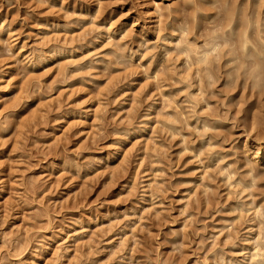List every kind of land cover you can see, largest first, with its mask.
<instances>
[{
    "label": "rangeland",
    "instance_id": "obj_1",
    "mask_svg": "<svg viewBox=\"0 0 264 264\" xmlns=\"http://www.w3.org/2000/svg\"><path fill=\"white\" fill-rule=\"evenodd\" d=\"M183 3L0 0V264H214L221 253L244 254L253 209L231 206L237 195L264 205V165L251 188L238 192L235 181L250 176L240 146L264 98L220 78L203 89L209 106L202 99L195 108L221 117L214 128H164L189 109L185 94L198 85L187 77L190 89L179 91L183 55L160 35L173 15L192 11ZM104 17L117 28L112 38L98 23ZM119 45L133 58H117ZM203 136L198 156L183 148ZM213 150L219 162L208 158ZM228 221L243 243L223 242Z\"/></svg>",
    "mask_w": 264,
    "mask_h": 264
},
{
    "label": "bare ground",
    "instance_id": "obj_2",
    "mask_svg": "<svg viewBox=\"0 0 264 264\" xmlns=\"http://www.w3.org/2000/svg\"><path fill=\"white\" fill-rule=\"evenodd\" d=\"M164 1H168V0H164ZM191 1L192 0H184L183 4H186L187 6H189L188 8H190V5H192L191 6L192 11L189 10L190 13L186 16L183 15L184 17H182L181 19L176 18V16L173 15L172 19H170L166 22L165 27L162 25L164 27L163 29L168 30V32H164V34L161 33L160 35H162L164 37V40H165V41H163L164 42L163 47H165L167 49L168 45L170 44L169 42L174 40L176 47L179 49L178 53L183 55L182 62H183V65L185 64L187 69H185V71L183 72L184 74L182 76L175 74L177 76V81L181 82V84H183V83H185L183 80H185L188 77L189 80L190 79H192V81L195 80L194 82H196V85L197 84L198 85L194 88V90H190L185 94L186 95L185 100L189 103V104L187 103L188 108H189V109H187L188 111L187 110L186 111H179L178 110L177 114H174L173 112H171L170 114L173 113L174 115H172V117L170 116L171 118H167L168 117L167 116L166 117L167 119H164L163 126H164V128L173 132L177 128V125L175 123L178 124V122H179L181 124V127H182V126H191L192 123L195 122V124L193 125V128L197 132L199 131L200 133H202V131L207 129V128L208 129L214 128L216 126V123L218 121L219 122L221 121V119H220L221 117L219 118V117L215 116L212 119H208V118L206 119L204 117L201 118L199 116L200 113H198V110L201 109L204 105H205V107L209 106V103L207 102L206 98L203 96V93H204L203 89L204 88L206 89L208 86H211L215 80L217 81V79L221 78L222 83H223L224 87H226V88L227 87H233L234 85H236L237 82H238L237 85H239L241 83L242 84L241 86L243 87V91L245 90L244 88H246V86H247V89H250L251 95L259 97V99L261 97L264 98V0H215L216 3L212 2L210 4V5H212L211 8L201 7L200 3L198 5V4L194 3L196 1H194V2H191ZM204 1L207 3L208 0H204ZM158 5L156 7H154L153 13L157 14V12H159L160 8L158 7ZM98 8H97V10H99ZM170 9L171 8H169L167 10L168 15H170V13H171ZM210 9H214V11L213 12H207ZM97 10H95V12L93 11L94 12L93 14H95L97 12ZM184 11H185V9H184ZM160 13L162 16L164 15L161 11H160ZM181 13H182V11H181ZM159 14H158V16H159L158 19L159 18L161 19V16ZM168 15H166V16H168ZM158 19H157V21H158ZM98 23L99 24L101 23L102 24L101 26L104 27V29H105L104 34L108 36V37L105 36L106 38H110L111 36L116 34L117 28H111L110 26H112L113 24L111 25L110 21L106 20L105 17L103 19H100L98 21ZM154 23H156V22H154ZM98 27H99V31H100L101 30L100 25H98ZM154 27H155V25H154ZM1 28H2V26H1ZM144 28H146V25ZM160 30H161V28H160ZM118 31H119V29H118ZM157 31H158V29H157ZM121 34H122V32H121ZM121 34L119 33L120 37H122ZM123 35H125V34H123ZM140 37H142V36H140ZM107 40H109V39H107ZM166 40L168 43H166ZM118 41L120 42V40H118ZM124 45H126V44H124ZM143 45H144V43H143ZM137 46H138V44H137ZM148 46H149V44H148ZM119 47L122 48V46H120V45H119ZM176 47H175V49H176ZM117 48H115L113 50L114 52H117V54H116L117 58H125L124 57L125 55L130 57V58L132 57L133 52L130 51L128 53L127 50L124 51L125 48L124 49L122 48L123 50L120 48L119 49H117ZM147 48L148 47H146V45H145V49H147ZM116 49H117V51H116ZM128 50H130V49L128 48ZM132 51H134V50H132ZM124 52H125V55H124ZM137 52H138V50H137ZM173 53H175V52L173 51ZM178 53L176 55H178ZM136 56H137V54H136ZM126 59H127V57H126ZM176 59L179 60L178 57ZM129 60H131V59H129ZM161 61H162L161 59L158 60L159 63ZM183 69H184V67H183ZM191 70H192V72H191ZM171 73H172V71H171ZM154 74H156V73H154ZM159 74H160V72H159ZM172 74H174V73H172ZM156 76H158V74H156ZM191 85H192L191 82L185 83L181 87H178L179 91L181 89H183V87L185 89H187V88L191 87ZM231 91H232V88H231ZM248 92H249V90H248ZM228 93H231V92L228 91ZM231 97H232V95H231ZM202 99L205 100L204 101L205 103L203 104V106L200 105L198 109H195L196 106L198 104H200ZM241 100H242V98H241ZM251 105H252V103H251ZM251 107H248V109ZM263 107H264V103L259 102L258 105L253 106L250 109L251 112H250L248 120H247L249 128L247 127L248 130H246L245 138H244V140L240 146V148L242 149V152L246 156L245 158H247L246 160L248 162V167L246 165V167H247L246 172L250 176H249L247 181L246 180H238V179L235 180V181H237L236 182L237 184L238 183L242 184L241 189L238 192H241V191L243 192L245 189H249V188H251V186H253L254 180L257 179L256 178L257 174H259V171L256 170L257 169L256 167L264 165V145H262L263 143L261 141L262 138L264 139V119H263L264 115L262 114V108ZM244 110H246V109L244 108ZM246 112H247V110H246ZM205 113H206V110H205ZM244 119L246 120V117ZM197 120H199V122L196 124ZM181 127L179 125V128H181ZM257 130H258V132H257ZM255 133L257 135H255ZM204 135H205V133H204ZM258 135H260V136H258ZM190 136H191V133H190ZM210 139H211V137H210ZM187 142L183 148L194 152V155H197V156L200 154L201 149L205 145L204 136H203V138L202 137L200 138V143H199L198 148L196 146H192V144L188 145ZM208 142H209V140H208ZM198 152H199V154H198ZM205 154H206V152H205ZM221 157L222 156H220L218 152L215 153L214 150L210 151L208 154V158L211 160H215V161H218ZM206 165L208 166V164H206ZM206 165H203L204 168ZM220 169L222 170L223 167L220 166ZM207 171H209V170H207ZM225 171L221 172V173H224L222 175L224 176L225 180L228 181V184H230L229 183V176H231L230 175L231 171H228V172H225ZM263 173H264V171H263ZM206 186H207V184H206ZM186 198H188V197H186ZM237 198L235 199V201L233 202V205L231 206L232 209L238 208V210H239V208H240V210L242 212L243 211L246 212L248 210L250 212L251 208L253 209L252 210V216L250 218L246 219L248 221V223H249V220H252L251 223L247 224V226L251 225L250 229L246 230L247 234H245L244 236L242 235L243 237H241V235H240L242 240L245 242L244 243L245 245L241 246V247L239 246L240 247L239 252H241L242 250H245V252L241 256V258L237 259L236 261H235V259L234 260L226 259V257L224 255H222V253H221L220 256H218L219 261L216 260L214 262V264H264V208H263L264 205L263 204H259V205L253 204L252 203L253 201L251 202V201H249V199L248 200L246 199L247 202L246 201L244 202V200L240 199L238 197V195H237ZM206 200H208V199H206ZM208 201H210V200H208ZM196 202H198V201H196ZM251 203L253 205H251ZM238 216L240 218L241 215L238 214L237 217L236 216H233V217L234 218L236 217L235 219H237ZM234 218H233V220H235ZM232 222H234V221H232ZM230 224L231 223L228 221L227 223L222 225V229H224V228L227 229V231L225 230L226 232L223 233L224 234L223 237H225V238H223V239H225V241L223 240V242L226 243V245L229 243V246L230 245L233 246V245L237 244V242L240 239L238 241L236 240L237 242L235 241V239H237L238 237H237V233H234V232H238V231L234 230L235 228L233 226H235V225L229 227ZM254 226H256V227L254 228ZM234 234H236V235L234 236ZM239 242L243 243V242H241V240ZM241 245H243V244H241Z\"/></svg>",
    "mask_w": 264,
    "mask_h": 264
}]
</instances>
